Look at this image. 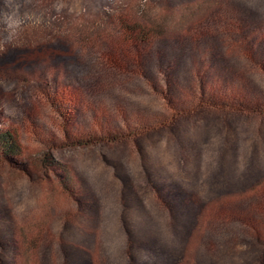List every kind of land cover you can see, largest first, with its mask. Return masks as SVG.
Listing matches in <instances>:
<instances>
[{
  "label": "rangeland",
  "instance_id": "rangeland-1",
  "mask_svg": "<svg viewBox=\"0 0 264 264\" xmlns=\"http://www.w3.org/2000/svg\"><path fill=\"white\" fill-rule=\"evenodd\" d=\"M6 132L0 264H264V0H0Z\"/></svg>",
  "mask_w": 264,
  "mask_h": 264
},
{
  "label": "trees",
  "instance_id": "trees-1",
  "mask_svg": "<svg viewBox=\"0 0 264 264\" xmlns=\"http://www.w3.org/2000/svg\"><path fill=\"white\" fill-rule=\"evenodd\" d=\"M119 21L122 26L121 28L124 30L125 37H127L129 40L141 43L147 41L149 38L155 35V31L154 29H151V27H140L139 25L134 26L129 22L124 23L122 19H120ZM0 143L5 147L4 149L6 150V152H17L16 138L9 134V132L0 135Z\"/></svg>",
  "mask_w": 264,
  "mask_h": 264
}]
</instances>
